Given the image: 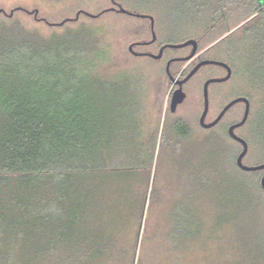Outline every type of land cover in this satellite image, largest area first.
Here are the masks:
<instances>
[{"label": "trees", "instance_id": "1", "mask_svg": "<svg viewBox=\"0 0 264 264\" xmlns=\"http://www.w3.org/2000/svg\"><path fill=\"white\" fill-rule=\"evenodd\" d=\"M180 1L177 9L206 15L196 41L218 33L209 52L242 55L254 76L251 82L264 90V0ZM145 15L156 24L155 13ZM7 19H0V264H129L118 232L131 219L139 228L146 198L155 195L149 184L159 137L165 143L166 136L145 130L136 87L101 71L106 46L96 32L40 38ZM209 60L225 63L232 71L230 80L234 78L237 67L229 59ZM250 95L238 97L252 105ZM170 130L179 140L189 138L190 127L181 120ZM225 137L240 152L227 131L211 136L209 156L200 166L212 176L221 168L238 174L228 173L223 180L232 183L242 202L226 198L217 206L263 212L262 173L239 170L238 154L230 151ZM257 137L262 164L264 112ZM184 146L177 143L171 150ZM193 199H182L187 210L183 221L175 215L176 208H183L179 203L170 213L178 234L168 239L173 248L203 234L204 216Z\"/></svg>", "mask_w": 264, "mask_h": 264}, {"label": "rangeland", "instance_id": "2", "mask_svg": "<svg viewBox=\"0 0 264 264\" xmlns=\"http://www.w3.org/2000/svg\"><path fill=\"white\" fill-rule=\"evenodd\" d=\"M115 1L130 12L145 14L150 10L157 15L155 33L158 45H177L195 39L206 19V15L202 17L196 11L177 9L180 0ZM110 7V0H0V10L6 15L16 8L29 12L37 10L39 19L53 24L74 19L78 11L98 15ZM7 18L9 17L0 14L1 21L7 22ZM11 18L40 38L78 31L84 37L87 32H96L106 46V64L101 71L116 80L123 78L124 84L135 86L140 102L139 118L141 122H145V130H154L157 136L163 132L166 136L165 143H161L159 137L155 171L149 184L150 190H155V195L146 198L139 228L137 229L136 220L131 219L129 226L118 232L119 244L125 252V262L138 264V260L142 259V264H264V211L259 213L243 209L233 210L229 206L219 209L217 205H222L226 198L235 199L239 204L242 202L239 194L232 191V183L223 180L228 173L233 174L230 176L234 178H239V175L221 168L219 174L212 176L209 168L200 166V162L209 156V137L225 135L229 125L238 122L243 113V107L236 105L227 112L214 131L199 127L202 85L207 76L223 77V71L216 66L203 67L185 87V102L172 114L169 112V103L173 85L165 74V61H153L146 57L134 58L128 52L131 43L150 40L149 23L146 20L108 12L96 19L82 15L76 22H68L62 27H49L23 12L14 13ZM218 37V33H210L198 43L199 50L203 53L202 58L224 57L236 65L237 71L228 83L210 85L209 122L214 120L230 100L251 93L254 102L251 105L249 121L237 130V134L250 145L245 163L249 166L257 165L263 159L257 125L264 112V90L251 82L254 76L244 66L242 55L224 56L222 49L209 52L212 40ZM150 52L157 54L154 48ZM189 52L190 49H167L166 56L183 57ZM191 65L175 64L171 68L173 76L176 78L187 72ZM176 120H181L190 127L188 139L179 140L170 130ZM163 129L165 130L162 131ZM225 141L230 151L237 155L239 147L226 137ZM177 143L185 146L172 151V146ZM260 176L258 174L259 178ZM142 189L143 186L140 192ZM190 195L194 198V207L197 206L199 213L204 216V219L201 216L203 234L197 241L173 248L168 239L175 236V233L176 236L178 234L175 230V218L170 213L176 203L183 207L182 199ZM175 212L180 221L187 216L185 207L176 208ZM217 216L222 218L220 224L216 222ZM210 227L212 230L209 232ZM135 239L134 255L132 252Z\"/></svg>", "mask_w": 264, "mask_h": 264}, {"label": "water", "instance_id": "3", "mask_svg": "<svg viewBox=\"0 0 264 264\" xmlns=\"http://www.w3.org/2000/svg\"><path fill=\"white\" fill-rule=\"evenodd\" d=\"M110 3H111V7L103 10L98 15H92V14H89L85 11H78L76 13L74 19H65L62 22L57 23V24L49 23L45 19H41V18L39 19L37 10L29 12V11L22 9V8H16V9L10 11L9 15H6V13L3 10H0V14H3L4 16H8L9 18H11L14 15V13L23 12V13H26L27 15L33 16L36 21H41L49 27H62L68 22H76L81 15L86 16V17L91 18V19H96L105 13L114 12V13H117L120 15H124V16H128V17H134L137 19L148 21L151 40L147 44H151V43L155 42V40H156V33H155V29H154L155 20L152 16L130 12V11L124 9L123 7H121L119 4H117L115 2V0H110ZM137 45H140V44L139 43L131 44L128 47V51L132 52L133 47L137 46ZM187 47H191V52L188 56L181 58V59H173L170 62H168L167 66H166V74L169 76V79L171 80V82L177 87V89H175L171 95V99H170V103H169V112L174 114L176 112L178 106H180L185 101L186 95L183 92L182 87L186 82H188L198 72V70L200 68H202L204 66H216L218 68H222V69L226 70V75L223 78H212V79L207 80L204 83V85H203V104L204 105H203V111H202L200 118L198 120V124H199L200 128H202L204 130H207V129L210 130L212 128H215L223 120L224 116L227 114V112L230 109H232L236 105H241V104L244 105V111H243L241 118L239 119L238 122L231 124L227 128V135L231 140H233L234 142L239 144V146L241 147V150L238 153L236 160H235V164H236L237 168L243 172H246V173H262V176L259 180V184H260L262 191L264 192V163L258 164V165H253V166H249L245 163V158H246L248 151H249L248 143L246 142V140H244L242 137H240L237 134V130L242 128L248 120V117L250 114V108H251L249 100L245 97L234 98V99L230 100L222 108V110L214 118V120H212L209 123L205 122L207 112H208V88L211 84H220V83H225V82L229 81L231 78V75H232L231 69L223 62L205 60V61H201L200 63H198L187 74V76L182 80H177V79H174L172 76H170L169 67L172 63H174V62H187V61L191 60L195 56V54L197 53L198 43L194 39L187 40L186 42L181 43V44H177V45H165L160 49L158 55L135 54V56H148V57L152 58L153 60H159L162 57V53L165 49L181 50V49H184Z\"/></svg>", "mask_w": 264, "mask_h": 264}, {"label": "flooded vegetation", "instance_id": "4", "mask_svg": "<svg viewBox=\"0 0 264 264\" xmlns=\"http://www.w3.org/2000/svg\"><path fill=\"white\" fill-rule=\"evenodd\" d=\"M148 22V21H147ZM149 23V22H148ZM154 29H155V26H154ZM149 33H150V31H149ZM150 40H151V36H150ZM150 40H146V41H136V42H133V43H131V44H137V43H139L140 45H137V46H134L133 47V49H132V52H129V54L132 56V57H134V58H142V57H146V58H149V59H151V60H153L152 58H150V57H148V56H135V54H143V55H145V54H153V53H151L150 51H151V49L152 48H154V49H156L157 50V54H153V55H158L159 54V51H160V49L163 47V46H165V45H158V43H157V36H156V40H155V42H153V43H151V44H147V43H149L150 42ZM198 43V42H197ZM130 44V45H131ZM129 45V46H130ZM128 46V47H129ZM185 50H189L190 49V52H191V47H187V48H184ZM166 50L167 49H165L164 51H163V53H162V57L159 59V60H153V61H162V60H164L165 61V74H166V66H167V63L168 62H170L171 60H173V59H181V58H184V57H186V56H188L189 54H190V52H189V54L188 55H185V56H177V57H175V56H166ZM206 51H204V53H205ZM202 56H203V53H201V51L199 50V44H198V50H197V53L195 54V56L191 59V60H189V61H187V62H174V63H172L171 65H170V67H169V73H170V76H172L174 79H177V80H182V79H184L186 76H187V74L198 64V63H200L201 61H205V60H209V59H207V58H202ZM178 63H185V64H192L191 65V67H190V69L187 71V72H183L182 74H180V75H178L176 78L173 76V72L171 71V68L175 65V64H178ZM205 67V66H204ZM203 69V67L202 68H200L199 70H198V72L188 81V82H186L184 85H183V87H182V89H183V92H184V89H185V87L193 80V78L201 71ZM221 71H223L224 72V76L226 75V70H224V69H222V68H219ZM166 76H167V78H168V80L171 82V80L169 79V76L166 74ZM223 76V77H224ZM223 77H218V78H223ZM209 79H212V78H209V76H207V79H206V81L207 80H209ZM205 81V82H206ZM230 81V80H229ZM229 81H227V82H225V83H228ZM204 82V83H205ZM172 83V82H171ZM204 83H203V85H204ZM220 84H222V83H220ZM172 85H173V92H174V90L175 89H177V87L172 83ZM203 85H202V89H201V99H202V111H203ZM210 87V86H209ZM172 92V93H173ZM185 93V92H184ZM172 95V94H171ZM186 95V94H185ZM237 98V97H236ZM170 99H171V96H170ZM209 99H210V95H209V88H208V112H207V116H206V120H205V122L206 123H209ZM185 100H186V98H185ZM185 102V101H184ZM183 102V103H184ZM182 103V104H183ZM181 104V105H182ZM180 105V106H181ZM180 106H178V108L180 107ZM240 106H242L243 107V111H244V105L243 104H241ZM177 108V109H178ZM222 110V109H221ZM220 110V111H221ZM177 111V110H176ZM176 113V112H175ZM202 113V112H201ZM219 114V113H218ZM243 114V113H242ZM201 115V114H200ZM199 118H200V116H199ZM199 120V119H198ZM230 126V125H229ZM207 131H209V129H207Z\"/></svg>", "mask_w": 264, "mask_h": 264}]
</instances>
